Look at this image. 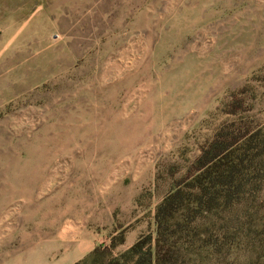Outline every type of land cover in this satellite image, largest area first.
I'll return each instance as SVG.
<instances>
[{
	"label": "rangeland",
	"instance_id": "374dc122",
	"mask_svg": "<svg viewBox=\"0 0 264 264\" xmlns=\"http://www.w3.org/2000/svg\"><path fill=\"white\" fill-rule=\"evenodd\" d=\"M264 131V0H0V224L85 256L154 230L222 130ZM79 260V261H81Z\"/></svg>",
	"mask_w": 264,
	"mask_h": 264
},
{
	"label": "trees",
	"instance_id": "16d2710c",
	"mask_svg": "<svg viewBox=\"0 0 264 264\" xmlns=\"http://www.w3.org/2000/svg\"><path fill=\"white\" fill-rule=\"evenodd\" d=\"M225 130L156 206L153 231L74 264H264V131Z\"/></svg>",
	"mask_w": 264,
	"mask_h": 264
},
{
	"label": "crops",
	"instance_id": "0c3cea01",
	"mask_svg": "<svg viewBox=\"0 0 264 264\" xmlns=\"http://www.w3.org/2000/svg\"><path fill=\"white\" fill-rule=\"evenodd\" d=\"M20 224H0V264H74L84 256V240L74 243L70 249L67 234H64L63 247L53 255L51 242L46 243L42 234L38 245H17L15 231Z\"/></svg>",
	"mask_w": 264,
	"mask_h": 264
}]
</instances>
